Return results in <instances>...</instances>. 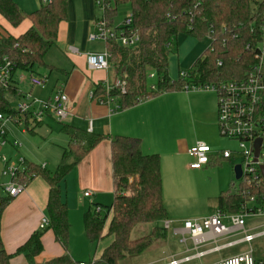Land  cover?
Returning a JSON list of instances; mask_svg holds the SVG:
<instances>
[{
  "label": "trees",
  "instance_id": "trees-1",
  "mask_svg": "<svg viewBox=\"0 0 264 264\" xmlns=\"http://www.w3.org/2000/svg\"><path fill=\"white\" fill-rule=\"evenodd\" d=\"M67 1L40 3L36 11L26 15L13 0H0V17L8 25L17 28L24 21L31 25L18 38L0 35V65L6 62L10 66V85L7 89L0 86V114L22 121L25 126L30 122L32 129L38 124L31 114L21 115L11 110L6 96L21 97L12 80L16 73L32 76L37 68L51 71L44 58L55 46L59 27L66 21ZM97 2L104 6L101 16L111 25L116 6L130 5L131 20L126 29L136 33L139 40L135 48L104 42L105 49L111 55L110 68L115 76L125 82L124 94L117 90L108 94L120 110L162 93L183 91L188 86L204 87L242 81L257 63L254 57L264 41V0H94L95 4ZM181 33L198 39L208 38L209 45L184 76H178L180 80L170 82L167 76L169 48ZM150 74L157 76L158 84L148 92L146 83ZM93 94L94 98L106 96L102 83L95 86ZM263 115L264 107L260 110V116ZM61 126V131L69 140L55 171L50 174L39 166L26 163L24 171L18 176L19 181L26 184L35 177H41L49 187L45 209L49 221L47 229L53 232L63 254L44 264H78L68 253V211L60 199V184L77 164L106 139L81 132L67 124ZM222 139L238 146L234 140ZM221 153L216 155L218 160L215 165L229 162L235 157L232 155L224 159ZM211 159V155H208V163L204 167L212 163ZM110 160L114 187L112 204L102 206L91 203L83 215L84 237L89 244L98 245L103 239H107L108 244L98 257H92L84 264H120L149 251L157 243L162 244L166 239L165 229L160 226L166 221L167 213L162 199L159 156L144 155L138 139L117 136L110 140ZM247 178L248 175L244 181H237L236 192L226 191L218 195L216 211L224 215L241 214L250 198L264 195V183L256 187V183L247 184ZM11 200L0 192V230L1 215ZM145 225L150 226L147 234L139 235L137 232L135 236L132 235L134 229ZM44 231L38 230L31 235L16 252L24 255L28 264H34L33 259L42 251L41 237ZM11 257L6 254L0 235V264H9Z\"/></svg>",
  "mask_w": 264,
  "mask_h": 264
},
{
  "label": "crops",
  "instance_id": "crops-1",
  "mask_svg": "<svg viewBox=\"0 0 264 264\" xmlns=\"http://www.w3.org/2000/svg\"><path fill=\"white\" fill-rule=\"evenodd\" d=\"M13 1L16 3L15 0ZM95 20L96 18L92 21L87 20V23L91 21V28H93L92 25ZM30 27V23L24 21L17 28H12L0 17V35L8 34L13 38H18L25 34ZM55 48L60 57L58 62L45 63L51 71L56 72V79L52 81L48 80V76L46 78L43 77L44 84H46L44 87L45 93L39 96L40 100L51 99L57 91H62L68 99V106L72 113L71 119L66 124L81 132L106 138L85 159L77 164L68 173L64 182L60 184V199L67 207L69 220L72 217L73 210H79L77 206L80 208L84 204L97 203L98 199L104 194L112 193L113 195L114 187L110 160V140L113 137L122 136L138 139L141 145V152L144 155L158 152L156 150H159L164 142L162 136L164 107L160 101L156 100V97L141 101L123 110L118 108L115 101L111 103L98 102L93 96L95 86L104 82L111 83L118 79L119 77L114 75V70L112 68L107 71L90 70L87 65V56L98 53L79 52L77 48L68 43L64 32L60 28ZM24 74L26 76L25 81H27L29 74ZM19 79L23 81L24 77L20 74ZM12 80L18 90L17 94H20V96L33 92V87L28 84L27 92L23 93L19 89L15 78H12ZM37 93H40V91ZM190 95L194 96V94L186 93V97H190ZM198 96H202V94ZM17 99H20V97H17ZM20 122L23 124L22 121ZM51 122L58 125L56 131L51 128ZM13 124L16 125V123ZM62 128L61 124L56 123L50 117H46L34 129H32L30 122L26 126L24 125V129L21 132L25 139L17 134L16 128L9 130V136L6 134V144L0 147V173L3 169L1 160L4 157L12 163H16L18 159L22 158L25 163L39 166L40 168L43 166L45 172L52 174L60 163L63 149L67 146L69 140L61 131ZM39 132L44 133L45 136L40 137V145L35 147L34 142L29 138L36 136V133ZM180 142H182L181 139L176 140V143L180 144ZM14 144H17V147H14ZM187 150L188 148L186 152ZM210 151L209 155L212 157V163L203 169L216 167L215 164L218 160L216 155L220 152L215 153L211 149ZM191 162L192 160L188 161L187 168L185 167L188 171H194L188 167ZM48 167L49 170H47ZM7 182L8 178H2L0 175V184H6ZM179 191L191 192V188L184 187ZM85 192H90L91 197L84 198L83 194ZM48 195L49 187L47 183L41 177H35L26 184L24 191L20 195L11 198L12 200L4 209L1 215L0 235L6 254L12 256L9 264H28L24 255L16 254V252L28 241L31 235L38 231L41 218L46 217L45 209ZM215 212L216 207L214 211H208L206 215L196 216L191 214L187 217H180L170 211H166L165 222L170 223L173 229L171 233H166V239L157 247V251L155 249V251L150 252L142 261V264H167L172 258L179 262L189 258V261L181 262L180 264H211L251 250L250 244L264 237H256L250 244L238 243L234 245V243L242 239L241 237L239 240L233 241V237L236 234H240L239 232H234L217 241V246L222 247L221 250L212 251L214 246L208 243L198 249V252L203 253L202 257L200 259L195 258L192 242L188 240L186 235V243H181L182 223L184 221L201 220L213 215ZM260 224L259 228L264 227V223ZM257 226L251 225L245 230L253 236L263 233L264 231L255 232ZM107 244L108 242L103 248ZM230 244L232 246L228 247ZM41 245L42 251L33 259L34 264H44L63 254L61 246L55 241L53 232L50 229L44 231L41 237Z\"/></svg>",
  "mask_w": 264,
  "mask_h": 264
},
{
  "label": "rangeland",
  "instance_id": "rangeland-1",
  "mask_svg": "<svg viewBox=\"0 0 264 264\" xmlns=\"http://www.w3.org/2000/svg\"><path fill=\"white\" fill-rule=\"evenodd\" d=\"M18 9L23 14H30L36 11L43 0H15ZM67 18L60 25V30L64 32L65 39L70 45H73L78 51H86L93 53H102L105 50V43L102 41H87L88 34L94 33L90 27L91 21L94 18L101 17L102 8L94 4L93 0H68L66 4ZM131 15V7L128 4H118L113 16L114 28L121 27ZM87 20H91L87 23ZM4 34V33H3ZM209 45L208 38L198 39L194 36L181 33L169 48L168 53V68L167 76L170 82H175L180 73H186L194 61ZM59 54L55 46L49 50L44 60L45 62H58ZM17 74V75H16ZM15 78L19 89L23 93L27 92L29 80L25 81L24 73H16ZM20 74L24 77L20 81ZM54 81L56 72L49 71L45 68H37L31 78L38 77L46 78ZM20 81V82H19ZM158 78L147 79L146 90L149 92L151 87H157ZM34 86L30 97L34 100H40L39 96L43 95L44 87ZM40 91V93H37ZM186 93L194 94L186 97ZM182 94V95H181ZM202 94V96H198ZM156 100L162 103L164 109L163 114V145L158 152L154 153L160 158V174L162 181V199L164 200V208L180 217H187L191 214L196 216L206 215L208 211H214L218 195L221 192L230 191L236 192L238 183L234 180L233 168L236 165H241L242 159L235 155L238 153V146L234 142L226 141L220 138L217 129V96L214 92H185L172 91L162 93L156 96ZM11 110L16 111V106L19 103L26 102L25 99H17L11 96H6ZM52 123V122H51ZM51 128L56 131L57 124H50ZM213 126V127H212ZM16 128L19 136L25 139L21 130L24 125L17 122L14 125L12 122H7L4 130L6 134H10L11 129ZM8 132V133H7ZM12 132V131H11ZM45 136L44 133H36V136L29 139L34 142L35 147L39 146L40 137ZM182 140L180 144L176 140ZM197 143H203L215 153L231 151L234 152L233 160L221 162V165L207 169L188 171V161L192 159L186 154V149L194 147ZM33 144V143H32ZM264 152V151H263ZM264 156V153L263 155ZM49 170V167L47 168ZM190 187L191 192L179 191L181 188ZM113 201L112 193L104 194L98 199L97 204L102 206H110ZM85 207V208H84ZM90 205L84 204L79 210H73L71 219L69 218V238H68V253L74 262L88 263L92 256L98 257L103 246L107 243V239L101 240L98 245H91L84 237L83 215L86 213ZM258 208L256 202H248L246 205L247 214L244 216L245 228L251 225L257 226L256 233L264 231V227L259 228L260 223H264V216L252 215L251 211ZM76 211V212H75ZM254 217V218H253ZM226 223V222H224ZM162 223L161 228H163ZM258 228V229H257ZM173 226H170L166 233H171ZM150 226L137 227L133 230L132 235L137 232L139 235H145L149 232ZM137 234V235H138ZM138 235V236H139ZM242 236L236 234L233 241H237ZM262 238V237H261ZM160 243L141 255L121 262L120 264H142L150 252L157 251ZM240 247V246H239ZM247 247V246H246ZM252 257L255 261L264 260V237L250 244Z\"/></svg>",
  "mask_w": 264,
  "mask_h": 264
},
{
  "label": "built area",
  "instance_id": "built-area-1",
  "mask_svg": "<svg viewBox=\"0 0 264 264\" xmlns=\"http://www.w3.org/2000/svg\"><path fill=\"white\" fill-rule=\"evenodd\" d=\"M50 0H43V4L49 3ZM102 8L104 6L96 3ZM131 15L119 28H114L113 25L104 19L102 16L96 18L92 27L94 33L87 36V41H102L115 42L123 48H135L138 44V36L136 33L128 28L130 26ZM125 28V30L123 29ZM264 45V41H263ZM261 45V46H263ZM261 46L258 53L255 55L257 63L247 73L245 78L239 82H228L218 85H209L204 87L188 86L183 89L185 92H214L217 96V127L219 136L227 140L236 141L238 148L241 150L236 153L242 158L240 165L241 179L246 183H256V187L260 183H264L261 168L264 169V115L260 116V110L264 107V48ZM111 55L108 50L102 53L90 54L87 56V65L93 71H107L111 67ZM180 77L184 74L180 73ZM10 66L8 63L0 65V86L7 89L10 85ZM148 78H154V74H150ZM30 86H42L45 81L43 78L33 79L29 76ZM103 88L106 96L104 98H96L100 103H111L114 100L108 97V94L117 90L120 94L125 92V82L118 78L113 82H104ZM154 90V87L150 88ZM21 99L26 102L19 103L16 106V111L21 115L31 114L33 121L36 124H41L46 117L52 118L58 124H66L72 117V113L68 106V99L62 91L57 93L46 101L34 100L30 94H22ZM7 122L17 123L14 118L6 117L0 114V147L6 144V132L4 127ZM260 140L259 154L255 161L254 159V143ZM17 147V144H14ZM187 155L192 159L189 164L191 170H201L208 163V155L210 149L203 143H197L194 147L187 150ZM234 153L224 151L221 153L222 158L229 159ZM3 169L0 173L2 178H8L6 184H0V192L6 196L13 198L20 195L26 186L25 182L19 181V173L25 169V162L22 158L18 159L16 163L7 161L2 158ZM43 169V166L41 167ZM249 176L255 181H251ZM84 198L91 197L90 192L83 194ZM256 202L258 208L251 211L252 215H264V195L258 198L252 197L248 202ZM247 202V203H248ZM246 203V205H247ZM246 205L243 208V213L224 215L216 211L213 215L194 221H184L182 223L181 243L185 244V235L188 240L192 242L193 250L195 251V258L200 259L203 253L198 252V249L205 244H213L212 251H219L222 247L217 246V241L234 233L239 232L242 239L238 243L250 244L254 238L264 236L263 233L250 235L245 230L244 216L247 214ZM226 222V223H224ZM49 221L47 217H42L38 226L39 231H44L48 228ZM163 228L168 230L170 223L164 222ZM184 237V238H183ZM232 246L231 244L228 246ZM187 252V251H186ZM189 258H185L181 262H187ZM181 262L173 258L167 264H180ZM84 264V263H78ZM211 264H264V260L255 261L252 257L251 250L243 252L239 255L219 260Z\"/></svg>",
  "mask_w": 264,
  "mask_h": 264
},
{
  "label": "water",
  "instance_id": "water-1",
  "mask_svg": "<svg viewBox=\"0 0 264 264\" xmlns=\"http://www.w3.org/2000/svg\"><path fill=\"white\" fill-rule=\"evenodd\" d=\"M261 141L258 140L254 143V159L256 161L258 154H259V146ZM262 177L264 179V169L261 168ZM234 180L239 181L241 179V168L239 165L234 166L233 168Z\"/></svg>",
  "mask_w": 264,
  "mask_h": 264
}]
</instances>
